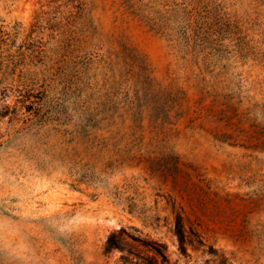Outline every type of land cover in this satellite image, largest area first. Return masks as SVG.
<instances>
[{"label":"rangeland","instance_id":"rangeland-1","mask_svg":"<svg viewBox=\"0 0 264 264\" xmlns=\"http://www.w3.org/2000/svg\"><path fill=\"white\" fill-rule=\"evenodd\" d=\"M131 226L264 264V0H0V264H117Z\"/></svg>","mask_w":264,"mask_h":264},{"label":"trees","instance_id":"trees-1","mask_svg":"<svg viewBox=\"0 0 264 264\" xmlns=\"http://www.w3.org/2000/svg\"><path fill=\"white\" fill-rule=\"evenodd\" d=\"M173 213V232L176 237L177 249L179 254L184 257H189L187 247H190L194 251L201 250V253L215 256L216 250L209 247L208 251L203 250L204 238L195 227L191 220L184 216L181 211H176L174 206L172 207ZM155 221H157L155 219ZM137 234L126 232L125 228H120L118 232H112L105 243L106 252L113 249L121 251V255L118 258L117 264H168L169 259L166 255L167 247L165 244L158 240H154L148 236H142L140 230L137 227L131 226ZM130 238V248L126 249L125 237ZM227 259L222 256V264H226ZM175 264H178L175 262Z\"/></svg>","mask_w":264,"mask_h":264}]
</instances>
